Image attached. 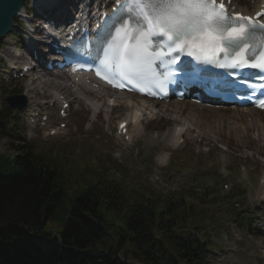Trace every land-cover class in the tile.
Instances as JSON below:
<instances>
[{"label": "trees", "instance_id": "16d2710c", "mask_svg": "<svg viewBox=\"0 0 264 264\" xmlns=\"http://www.w3.org/2000/svg\"><path fill=\"white\" fill-rule=\"evenodd\" d=\"M16 127L0 108L11 144ZM12 146L20 155L0 153V264H200L196 236L218 219L207 194L130 193L110 183L108 168L89 172L53 149Z\"/></svg>", "mask_w": 264, "mask_h": 264}, {"label": "rangeland", "instance_id": "374dc122", "mask_svg": "<svg viewBox=\"0 0 264 264\" xmlns=\"http://www.w3.org/2000/svg\"><path fill=\"white\" fill-rule=\"evenodd\" d=\"M2 68L3 63L0 64V69ZM51 78L50 84L43 89L42 94L39 93L41 92L40 87H36L39 94L36 96L37 93H35L36 97L45 101L51 98L53 100L55 96L53 92L58 88L55 85H68L62 75ZM20 83L18 82V85ZM25 84L27 83L23 82L22 87ZM67 88V90H63V93L71 96L69 99L73 102L72 114L68 120H64L66 127L50 137L47 129L49 127L56 128L60 120L53 119L52 124L47 128L26 125V141L28 138H36L34 140L40 141L41 143H38L41 147L56 148L55 152L60 155L70 154V158L74 160L75 164L81 165L80 167L85 166L89 172L102 169L105 165L113 166L117 169V175L111 183L121 184L123 176L130 177L135 184L134 188H131L132 192L136 190L145 192L151 189L166 191L170 186L176 188L186 185L202 192L197 189H204V187L210 189V185L216 181L207 175V179L200 182L198 177L204 172L213 171L211 173L215 172L214 177L220 183H227L229 186L231 184L232 188L236 183H244L242 187L246 189L245 197L257 215L254 223L257 228L260 225L257 223L258 221L263 223V219L259 218L264 217V188L259 191L255 186L258 178L264 172L263 134L256 136L253 131H250L242 139L235 138L242 127L240 123L233 126L230 119H225V127L231 125L235 136L224 130L219 136L217 130L216 135L200 134L197 128H193L194 126L189 121L191 119L185 113L179 114L178 117L173 113L174 119H167L166 114L169 111L164 113L163 109H156V115L150 107L144 109L145 105L149 106L150 104L147 102L143 104L132 97L114 95L115 97L112 98H116V102L121 104L111 107L109 97L98 90L94 92L97 96L95 97L82 93L73 86ZM21 90L24 92V88ZM59 90L58 88L57 91ZM111 96L113 95L110 94ZM74 97L77 99H73ZM125 101H131L133 106L126 108V104L122 103ZM46 108L52 115L54 113L51 112V109H57L56 106L50 105ZM152 108L154 107L152 106ZM136 114L138 121H142L141 132H138L137 135L134 134L131 141L116 136L118 121L125 118L132 119ZM209 118H214L217 121L221 119L217 115L204 117L203 121L207 122L206 129L210 127ZM136 127L137 125H130L132 130ZM170 127L175 129L178 134L189 127L193 130L188 133H180L179 141L173 142L174 137L172 139L164 137L166 130ZM9 141L8 138L0 134V151L18 152L19 150L11 148ZM164 152L168 153V159L159 163L158 160ZM75 170L77 171V169ZM180 172V176H177L176 173ZM260 197L262 199H259ZM256 232V235L250 236L245 234L238 225L229 227L226 222L223 226L213 230L210 233L211 238L215 241L213 250L218 254H220V249L223 250L222 256L217 259L220 264H264V235L257 229Z\"/></svg>", "mask_w": 264, "mask_h": 264}, {"label": "snow or ice", "instance_id": "6c2138e0", "mask_svg": "<svg viewBox=\"0 0 264 264\" xmlns=\"http://www.w3.org/2000/svg\"><path fill=\"white\" fill-rule=\"evenodd\" d=\"M262 15L257 13V17ZM113 17L114 31L100 61L106 74H112L105 77L109 83L114 78L127 80L142 91L155 80L152 68L157 60L168 57L172 65L184 52L199 63L221 68L264 70V38L259 40L258 52H250L247 43L254 37L251 30L264 29V24L239 14L230 17L217 0H118ZM156 36L162 39L154 48L152 38ZM220 53L224 63L217 59Z\"/></svg>", "mask_w": 264, "mask_h": 264}, {"label": "bare ground", "instance_id": "6f19581e", "mask_svg": "<svg viewBox=\"0 0 264 264\" xmlns=\"http://www.w3.org/2000/svg\"><path fill=\"white\" fill-rule=\"evenodd\" d=\"M69 1V0H68ZM46 2V1H45ZM65 3L66 6L61 7V5ZM46 5H51V6H56V7H61V8H65L67 11L68 10H73L74 6H71V4L67 3L66 0H50L46 2ZM231 5L235 6L236 11L241 10L243 12H248V11H254V9L256 8V6H250V3L247 0H232ZM50 6V7H51ZM73 80L79 85L81 91L83 93H86L87 95H92L97 97L95 94L93 93V89L95 90H102L99 87L95 86L92 81L90 82L89 78L87 76H79V75H75L73 77ZM56 87L60 88V89H65L67 90V88H65L64 86H59V85H55ZM128 96V95H126ZM129 97H135V95L131 94ZM99 98V97H98ZM142 103L144 104L143 100ZM153 104L154 103H159V102H154L152 101ZM126 104V108H130L131 105L133 106L131 101H125L122 102ZM121 103H117L115 105H113L114 107L120 106ZM143 107V106H142ZM163 108V112L165 111H169L168 113L171 114H176V116L178 117L179 114H186L187 117H189L191 120H189L191 122V125H193V128H197L200 132V134H213L216 135V130L220 127V130H217L218 133H223L224 131H226V133L230 132L231 135L235 136V133L233 131V129L231 128V125L226 126V120L230 119L232 120L231 122L234 125L237 124H241V127L246 126V127H252L257 133V136H261L262 132L264 131V113H260L258 111L255 110H251L248 108H221L220 106H215V105H208V104H204V103H200V104H196L193 102H190L188 100H183V101H169L167 104H161L160 107H157V109ZM144 108H147V106L145 105ZM168 113L166 114L167 119H174V117L172 115H168ZM224 114L223 116H221V114ZM202 114V115H200ZM217 115L219 116L221 119L219 121H217L214 118H209L208 122L210 123V127L209 129H206V121L204 122L203 119L206 116H214ZM249 116L252 117L251 118V122L250 123H244V117L245 116ZM254 115H256L254 117ZM263 116V118H262ZM223 117V118H222ZM233 118V119H232ZM184 120H186L185 118H183ZM226 119V120H225ZM179 121V120H176ZM193 128H191V130H193ZM224 130V131H223ZM130 132V130H129ZM174 133V129L172 127L167 129L166 134L164 135L167 136L166 138H170L171 136H173ZM162 137V134H161ZM236 138V137H235ZM178 141V140H176ZM164 157V156H163Z\"/></svg>", "mask_w": 264, "mask_h": 264}, {"label": "water", "instance_id": "95a60500", "mask_svg": "<svg viewBox=\"0 0 264 264\" xmlns=\"http://www.w3.org/2000/svg\"><path fill=\"white\" fill-rule=\"evenodd\" d=\"M23 0H0V37H2L12 24L13 16L22 6Z\"/></svg>", "mask_w": 264, "mask_h": 264}]
</instances>
